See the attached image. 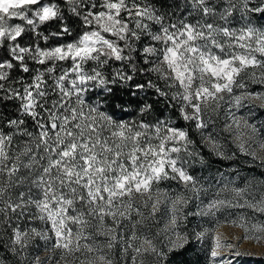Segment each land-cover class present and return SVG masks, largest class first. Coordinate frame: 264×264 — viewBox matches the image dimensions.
Returning a JSON list of instances; mask_svg holds the SVG:
<instances>
[{
  "label": "snow or ice",
  "instance_id": "snow-or-ice-1",
  "mask_svg": "<svg viewBox=\"0 0 264 264\" xmlns=\"http://www.w3.org/2000/svg\"><path fill=\"white\" fill-rule=\"evenodd\" d=\"M185 7L0 0V264H39L28 251L37 238L59 251L55 264H232L221 251L242 255L219 234L201 255L206 233L187 229L189 216L243 229L240 244L264 243V182L237 185L220 169L198 178L190 169L208 162L189 130L218 159L243 155L264 168V132L232 111L255 99L264 107V93L249 90L264 87V0ZM160 98L184 125L139 119ZM222 106L230 139L210 129ZM149 220L164 223L145 232Z\"/></svg>",
  "mask_w": 264,
  "mask_h": 264
},
{
  "label": "trees",
  "instance_id": "trees-1",
  "mask_svg": "<svg viewBox=\"0 0 264 264\" xmlns=\"http://www.w3.org/2000/svg\"><path fill=\"white\" fill-rule=\"evenodd\" d=\"M153 2H158V0H153ZM165 4H178L181 5V7H184V11H188V8L185 7L187 0H164ZM183 15V12H179L177 13V11L173 10V15ZM195 17H189V19H194ZM79 30V29H77ZM0 52H2V50H0ZM67 63V62H66ZM15 74V73H14ZM155 79V77H154ZM158 83L160 84L161 87H164V81H158ZM154 109L155 111L152 114H146L144 117H139V119H147V120H154L157 117H161V116H168L170 118H172L173 120H178L180 125H184V121L179 120V114L176 111L175 108H168V104L167 102L164 101L163 98H160L155 104H154ZM9 113L11 114L14 109H9L8 110ZM127 118L129 119H136L137 117L135 116V113H129L127 114ZM188 126V125H185ZM190 130V134L193 136L194 139H196L197 144L199 146V149L202 153V155L205 157L206 161L208 162L205 165H201L199 163H197L196 165L193 166L192 169H190V171H192L195 175L198 176V178L203 179V180H208L212 177L217 176V169L220 170H224L226 172V175L231 176L234 180H239V179H246L245 177H249L251 180L256 179V180H264V168L259 166V162L258 161H251L249 157H245L243 155L240 156V159L238 161H223L218 159L217 157L213 156L212 153L210 151H208L207 147L205 146H201L199 144V135L194 133L191 128H189ZM231 149H235L234 145L229 144L228 145ZM231 165V167H230ZM23 171L21 172V175H23ZM248 178V179H249ZM175 182H170V184H168V186H171L172 188L175 187ZM28 187V182L25 181L23 184L20 185V187L14 189L15 193H18L22 190H26ZM33 193H35L36 189L33 188L32 189ZM194 218L196 217H192L189 216L188 220L185 222L187 224V229H195V227L193 226V221ZM206 217H198L199 219H203L205 220ZM156 219L158 220V218L156 217ZM197 220V222H198ZM212 225L216 224V220H213ZM25 224H28L29 227H36L38 229L45 227L43 225L42 222L40 221H34L29 223L27 221V219L25 220ZM148 227L143 229V231L145 232H156L158 225L154 224L151 220L147 221ZM201 231H204L202 227H198ZM210 236L209 234L205 235V238L203 239V243L201 242L198 246L197 251L199 253H201V255L206 254L207 252H209V246H210ZM158 242V241H157ZM29 253L32 256H37L38 254H40L41 252H46L49 254H53L52 251H46L45 250V246H44V242L39 240V238H37L36 240L33 241V246L30 247L28 249ZM58 251V250H57ZM113 259L115 260H119L120 257L118 255V249L113 250ZM197 256L194 253H189V259H196ZM144 259L145 261L150 260L151 256L148 253L144 254Z\"/></svg>",
  "mask_w": 264,
  "mask_h": 264
},
{
  "label": "rangeland",
  "instance_id": "rangeland-1",
  "mask_svg": "<svg viewBox=\"0 0 264 264\" xmlns=\"http://www.w3.org/2000/svg\"><path fill=\"white\" fill-rule=\"evenodd\" d=\"M249 90L252 92H261L264 93V87L258 84H249ZM236 94H239L240 90L234 89ZM246 106L241 107L239 110L233 108L232 111L236 113L237 116H245L249 123H254L257 128L261 130V132H264V107H261V100L255 99L251 102L244 101L242 102ZM225 106H222L219 109L218 114H215L212 116V119L215 121L214 125H210V129L214 128L216 132H219L222 136L228 137L230 139V134L227 132H221V129L225 123L226 117H225ZM230 122V120L228 121ZM246 179H239L234 180L235 184L242 185L245 183L246 180H250L249 177H245ZM249 178V179H248ZM171 181L162 182V187H168V184H170ZM173 182V181H172ZM254 183H262L264 180H256L253 179ZM174 189H181L182 186L175 184ZM189 209L192 208V205L190 204L188 206ZM233 212L236 211H244L247 212V210H231ZM249 215L251 213H248ZM223 213H217V218H222ZM158 220L160 219V214H157ZM258 220H264V216H260L257 214ZM198 217L194 218L193 226L197 231H201L198 227L204 228V232L210 236V246L209 251L211 250L212 244H213V237L216 234H219L222 242H230L233 244L238 245V250L242 254L240 256H234L233 252L235 249L232 250H223L220 253V259L223 258H230L232 260V264H264V243L257 244L254 241H246L243 244H240V242L237 240V237H243L245 235L243 229L239 227L232 226L230 224H222L218 231L216 229V224L212 225L213 220H216L213 217H206L205 220L199 219ZM164 221L160 220V223L157 224L158 228H161L163 226ZM203 243V241H202ZM59 256V251L53 254H49L46 252H41L38 254L39 258V264H43L44 261L49 260V258H53L52 264H55V257Z\"/></svg>",
  "mask_w": 264,
  "mask_h": 264
}]
</instances>
